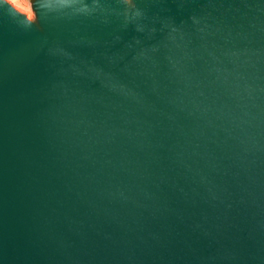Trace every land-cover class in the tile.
<instances>
[{"label": "water", "instance_id": "95a60500", "mask_svg": "<svg viewBox=\"0 0 264 264\" xmlns=\"http://www.w3.org/2000/svg\"><path fill=\"white\" fill-rule=\"evenodd\" d=\"M0 0V264H264V0Z\"/></svg>", "mask_w": 264, "mask_h": 264}, {"label": "rangeland", "instance_id": "374dc122", "mask_svg": "<svg viewBox=\"0 0 264 264\" xmlns=\"http://www.w3.org/2000/svg\"><path fill=\"white\" fill-rule=\"evenodd\" d=\"M6 2V0H4ZM47 1L53 0H14V3H8L18 14L24 17L27 21L33 24L39 31H42L41 24L38 18V9L40 5ZM125 2V0H123ZM135 7L133 8V10ZM31 14L34 19H29Z\"/></svg>", "mask_w": 264, "mask_h": 264}, {"label": "bare ground", "instance_id": "6f19581e", "mask_svg": "<svg viewBox=\"0 0 264 264\" xmlns=\"http://www.w3.org/2000/svg\"><path fill=\"white\" fill-rule=\"evenodd\" d=\"M125 6L128 13L134 11L135 10V9L133 10V8L135 7L134 0H125Z\"/></svg>", "mask_w": 264, "mask_h": 264}, {"label": "clouds", "instance_id": "9594fccd", "mask_svg": "<svg viewBox=\"0 0 264 264\" xmlns=\"http://www.w3.org/2000/svg\"><path fill=\"white\" fill-rule=\"evenodd\" d=\"M6 2L7 3H14V0H6ZM29 19L31 20V19H34V17L31 15V14H29Z\"/></svg>", "mask_w": 264, "mask_h": 264}]
</instances>
